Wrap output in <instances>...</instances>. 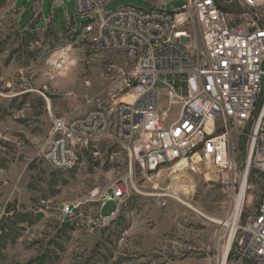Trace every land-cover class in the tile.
Here are the masks:
<instances>
[{"label": "rangeland", "instance_id": "rangeland-1", "mask_svg": "<svg viewBox=\"0 0 264 264\" xmlns=\"http://www.w3.org/2000/svg\"><path fill=\"white\" fill-rule=\"evenodd\" d=\"M233 1L228 10L240 12V0ZM127 6L151 8L143 0H117L104 11ZM40 12L53 17V28L23 31ZM68 17L75 22L70 1L54 7L52 0H0V264H222L227 237L219 222L228 219L232 203L221 179L200 160L131 180L130 157L114 142L83 148L70 171H57L43 158L52 119L101 105L113 75L106 65L130 70L123 54L94 53L88 36L69 31ZM76 22L82 32L88 20ZM63 59L67 64L59 69ZM177 110L171 108L172 119ZM237 146L244 171L248 137ZM120 179L138 191L108 224L97 199ZM263 198L264 177L251 169L243 219ZM78 202L77 212L65 218L63 206Z\"/></svg>", "mask_w": 264, "mask_h": 264}, {"label": "built area", "instance_id": "built-area-1", "mask_svg": "<svg viewBox=\"0 0 264 264\" xmlns=\"http://www.w3.org/2000/svg\"><path fill=\"white\" fill-rule=\"evenodd\" d=\"M52 1L54 7L73 2L75 18L88 22L79 32L68 17L69 31L88 36L94 53L123 54L130 70L106 65L113 75L101 105L52 119L45 161L70 171L83 148L114 142L129 155L133 180L196 158L218 175L232 203L222 264H264V198L243 219L244 179L247 187L251 169L264 177V0H240V12L225 10L233 0H143L150 9L109 13L104 7L117 0ZM66 64L63 59L58 68ZM242 136L250 141L244 171L237 146ZM133 189L127 179L113 183L97 199L100 218L115 220ZM81 205L63 206L62 215L72 217Z\"/></svg>", "mask_w": 264, "mask_h": 264}, {"label": "bare ground", "instance_id": "bare-ground-1", "mask_svg": "<svg viewBox=\"0 0 264 264\" xmlns=\"http://www.w3.org/2000/svg\"><path fill=\"white\" fill-rule=\"evenodd\" d=\"M184 162L181 164V165H178V168L180 167H183V166H186L187 164V161L186 160H183ZM177 168V169H178ZM185 168H183L184 170ZM247 175V174H246ZM247 177V176H245ZM244 188L247 190V187H246V178L244 179ZM172 189V188H171ZM176 191V190H175ZM174 199H176L177 201L185 204L186 206H188L189 208H191L192 210L196 211L198 214H201L202 216H205L201 211H199L197 208H195L193 205L187 203L184 199L178 197V196H174L173 197ZM210 217V216H209ZM219 222V221H218ZM220 224H225V222H219ZM226 256V255H225Z\"/></svg>", "mask_w": 264, "mask_h": 264}, {"label": "crops", "instance_id": "crops-1", "mask_svg": "<svg viewBox=\"0 0 264 264\" xmlns=\"http://www.w3.org/2000/svg\"><path fill=\"white\" fill-rule=\"evenodd\" d=\"M39 15L41 16L40 19H39V21H37V22L34 24V26H33V22H34L35 17L38 18ZM48 19H49V18L44 17L43 13H41V12H40L39 14H37L36 16H34V17H33V14H32V19H31L29 25H30L31 27H33V29L30 30V29L28 28V27H29V25H28V26H26V27L24 28L23 31H28V32L31 31V32H32L34 29L36 30V28L38 27L39 24H43V25H44V24L47 22ZM50 27L53 28V24H52ZM18 29H19V26H18ZM36 31H38V30H36ZM109 209H110V207L108 208V210H109Z\"/></svg>", "mask_w": 264, "mask_h": 264}, {"label": "water", "instance_id": "water-1", "mask_svg": "<svg viewBox=\"0 0 264 264\" xmlns=\"http://www.w3.org/2000/svg\"><path fill=\"white\" fill-rule=\"evenodd\" d=\"M182 5H183V3H181V2L176 4L177 7H181Z\"/></svg>", "mask_w": 264, "mask_h": 264}, {"label": "trees", "instance_id": "trees-1", "mask_svg": "<svg viewBox=\"0 0 264 264\" xmlns=\"http://www.w3.org/2000/svg\"><path fill=\"white\" fill-rule=\"evenodd\" d=\"M225 10H228V9H225Z\"/></svg>", "mask_w": 264, "mask_h": 264}]
</instances>
